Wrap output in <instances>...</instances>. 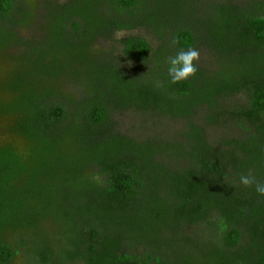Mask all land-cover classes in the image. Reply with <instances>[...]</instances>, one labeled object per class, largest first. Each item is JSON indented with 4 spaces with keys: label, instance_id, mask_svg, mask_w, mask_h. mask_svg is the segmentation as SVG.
<instances>
[{
    "label": "trees",
    "instance_id": "16d2710c",
    "mask_svg": "<svg viewBox=\"0 0 264 264\" xmlns=\"http://www.w3.org/2000/svg\"><path fill=\"white\" fill-rule=\"evenodd\" d=\"M245 2L212 1L203 19L181 0L50 3L54 42L67 30L82 52L61 65L21 35L33 5L0 0V264H264V196L239 181H264V0ZM138 26L156 47L127 36L119 54L93 55ZM203 45L214 66L171 83L168 57ZM81 59L92 80L71 97L58 79ZM238 95L247 102L229 109ZM131 109L184 120L181 140L122 133L114 115ZM229 121L242 135L215 146L207 126Z\"/></svg>",
    "mask_w": 264,
    "mask_h": 264
},
{
    "label": "rangeland",
    "instance_id": "374dc122",
    "mask_svg": "<svg viewBox=\"0 0 264 264\" xmlns=\"http://www.w3.org/2000/svg\"><path fill=\"white\" fill-rule=\"evenodd\" d=\"M25 3H29V5H33V28H26L25 30L20 31L21 35L26 38L27 41H30L35 44L36 47L44 48L49 42V63L52 62L53 56L57 53L58 62L61 65L65 63L71 62V56L73 53L79 55L81 50L79 49L78 44L73 46L69 44L68 32L67 30H62L59 39H55L52 34V28L55 25V17H57V10L50 3H55L56 5H63L69 0H24ZM214 3H221L223 0H181L179 5H202L201 19L204 18V11L207 10L208 5ZM234 2H242L243 0H233ZM246 1V2H245ZM251 0H244L245 3H249ZM49 5V19L46 17L47 11L46 6ZM97 5H102L100 1H98ZM175 5V4H174ZM54 11L56 14H54ZM48 16V15H47ZM42 25L48 26L47 29H40ZM49 29V37L47 35V31ZM65 31V33H63ZM127 36H142L149 40L154 47L158 44V40L156 35L145 26H138L131 30H123L120 32L114 33L110 38H99L95 42V49L93 55L101 54V52H113V54H119L121 50L119 40L127 37ZM49 40V41H48ZM63 40V41H62ZM65 40L67 42H65ZM30 43V44H32ZM99 50V51H98ZM101 51V52H100ZM200 52V62L203 65L214 66L216 56L211 51V49L205 45L201 46L199 49ZM15 54V52H8ZM82 53V52H81ZM92 55V56H93ZM89 60L81 59L80 62L76 63V66L70 67V71L76 70L77 77L71 79L69 72L65 75L61 76L58 81L63 87L64 93L71 97H80L83 94V91L89 88L92 77L87 72V67L89 64ZM16 63L15 60L12 62H7L6 60L2 62L1 69H4L1 77L4 78L6 71L14 66ZM30 67V64L28 65ZM39 83L38 86L41 87H49L52 85V82H49V79L40 78L36 79ZM45 80V82H44ZM65 80V82H64ZM0 84H2L0 82ZM247 102V99L238 95L231 99H228V108L234 109L235 107H239L244 105ZM208 111L207 109H201L198 111L196 116V122L204 124L205 117H207ZM115 119L118 122L119 130L129 135L130 137L135 138L136 140L142 142L148 139H164L169 141L181 140V132L186 129V122L182 119H173L168 116L156 115L151 112H143L136 109H131L122 113H116ZM208 136L210 142L215 146H219L221 144V140L225 138L231 137H240L242 135V130H240L237 126H235L232 122H222L218 125L207 126ZM176 166V164H175ZM50 220V219H49ZM52 220V219H51ZM48 230V228L46 227ZM55 229L61 230L62 225L53 224L52 221H49V231H54ZM195 230L188 229L186 230L187 234L194 233ZM26 259L22 258L20 263H25Z\"/></svg>",
    "mask_w": 264,
    "mask_h": 264
},
{
    "label": "clouds",
    "instance_id": "9594fccd",
    "mask_svg": "<svg viewBox=\"0 0 264 264\" xmlns=\"http://www.w3.org/2000/svg\"><path fill=\"white\" fill-rule=\"evenodd\" d=\"M178 43V41H174ZM200 52L195 47H190L187 50H180L175 56H170L167 59L168 76L173 84L186 81L194 77L198 72V61ZM239 181L245 187H253L258 195L264 196V181H258L251 173L241 175Z\"/></svg>",
    "mask_w": 264,
    "mask_h": 264
}]
</instances>
